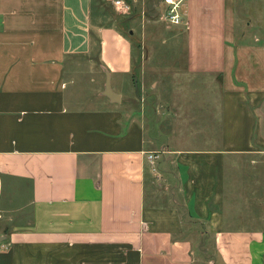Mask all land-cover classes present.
I'll use <instances>...</instances> for the list:
<instances>
[{"label": "crops", "instance_id": "0c3cea01", "mask_svg": "<svg viewBox=\"0 0 264 264\" xmlns=\"http://www.w3.org/2000/svg\"><path fill=\"white\" fill-rule=\"evenodd\" d=\"M126 1L0 0V264H264V217L228 175L264 154V0H185L179 26ZM137 21L185 30L166 73L203 80L199 140L163 134Z\"/></svg>", "mask_w": 264, "mask_h": 264}, {"label": "rangeland", "instance_id": "374dc122", "mask_svg": "<svg viewBox=\"0 0 264 264\" xmlns=\"http://www.w3.org/2000/svg\"><path fill=\"white\" fill-rule=\"evenodd\" d=\"M133 27L137 29V33H141L140 38L135 40L137 50L135 55L140 58L145 56V59L141 58L139 63L140 66L144 65V71L148 73L145 95L149 94L153 106L156 105L158 118L156 120L162 124L163 134H188L189 137L195 135L198 137V134H201L199 138L195 137V140H199L203 135L202 126L197 125L199 122L203 123L207 122V119L209 120L205 105L206 93L202 87L203 80L173 79L168 76L170 73H166L170 70H177L175 65L178 64H175L172 55L178 56L181 52L174 51L171 43L163 45V42L178 34L183 36L185 30L177 29V31L168 32L163 25L157 24L148 31L149 35L145 36L146 32L145 30L140 31L141 25L138 21L133 24ZM123 29L124 33L128 35L129 29L127 27H123ZM139 64L137 63V66ZM157 69L163 71L161 72L163 75H156L154 71ZM153 82H158L157 86L153 87ZM135 88L140 89V80H137V84L135 83ZM216 145L213 143V148ZM231 161L237 164L238 169H235L233 164L231 165ZM228 175L230 178L235 175V182L240 187L241 183L243 185L241 191L237 190V194H242L244 197V203L247 204L245 211H248L250 215L255 214L262 222L264 217V154L247 155L243 159L229 160ZM234 195V193H229L232 198Z\"/></svg>", "mask_w": 264, "mask_h": 264}, {"label": "built area", "instance_id": "2783aa9c", "mask_svg": "<svg viewBox=\"0 0 264 264\" xmlns=\"http://www.w3.org/2000/svg\"><path fill=\"white\" fill-rule=\"evenodd\" d=\"M115 9L123 14L131 12V6L126 0H109ZM166 9L163 13L162 20L170 26H179L183 24L185 19V0H164ZM163 152H156L148 154V161L152 165L153 170L156 172V163Z\"/></svg>", "mask_w": 264, "mask_h": 264}, {"label": "water", "instance_id": "95a60500", "mask_svg": "<svg viewBox=\"0 0 264 264\" xmlns=\"http://www.w3.org/2000/svg\"><path fill=\"white\" fill-rule=\"evenodd\" d=\"M136 84H137V80H136ZM105 95L109 97L112 101H119V96L116 95L111 88L110 78L107 79Z\"/></svg>", "mask_w": 264, "mask_h": 264}]
</instances>
